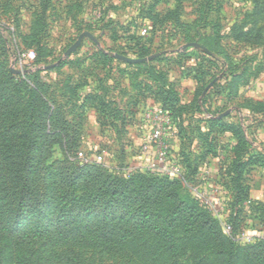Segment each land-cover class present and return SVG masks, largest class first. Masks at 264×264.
I'll return each instance as SVG.
<instances>
[{
  "label": "rangeland",
  "instance_id": "obj_1",
  "mask_svg": "<svg viewBox=\"0 0 264 264\" xmlns=\"http://www.w3.org/2000/svg\"><path fill=\"white\" fill-rule=\"evenodd\" d=\"M83 33L90 37L64 57ZM30 51L39 62L29 70L43 72L29 83L44 86L70 159L101 157L98 164L117 178L148 173L141 150L147 114L162 109L172 122L169 163L178 174H160L176 181L178 202H195L216 222L227 245L219 253L208 243L200 253L210 264H228L229 253L243 262L247 247L264 245V165L238 180L233 133L213 126L207 134V120L239 125L245 151L264 157V0H0V68L16 70V58ZM87 96L93 103H83ZM202 103L207 113L199 111ZM233 103L262 106L250 116L232 112ZM61 151L47 142L36 167H67ZM239 186L247 196L241 204ZM211 187L220 190L215 210L201 204L200 193ZM175 230L181 235L183 227ZM247 235L255 240L246 242ZM178 261L197 258L185 252Z\"/></svg>",
  "mask_w": 264,
  "mask_h": 264
},
{
  "label": "trees",
  "instance_id": "obj_2",
  "mask_svg": "<svg viewBox=\"0 0 264 264\" xmlns=\"http://www.w3.org/2000/svg\"><path fill=\"white\" fill-rule=\"evenodd\" d=\"M38 62L35 53L32 66ZM41 72L16 75L0 68V264H184L178 258L185 252L197 258L195 264H210L200 253L208 243L222 253L227 245L216 222L197 211L195 202H178L173 179L154 171L112 177L98 163L69 158L62 144L68 137L55 127L62 122L44 97V86L29 83ZM26 89L16 100L13 94ZM94 100L87 96L83 103ZM202 106L199 111L207 113L208 106ZM261 106L243 108L251 116ZM207 121L212 122L208 136L213 126L233 133L238 180L244 171L264 165L262 154L245 151L239 125ZM47 142L59 144L67 167H36V155ZM238 188L241 204L247 196L244 187ZM177 227H183L181 235ZM241 254L243 262L238 253H229L228 264H259L264 245H251Z\"/></svg>",
  "mask_w": 264,
  "mask_h": 264
},
{
  "label": "built area",
  "instance_id": "obj_3",
  "mask_svg": "<svg viewBox=\"0 0 264 264\" xmlns=\"http://www.w3.org/2000/svg\"><path fill=\"white\" fill-rule=\"evenodd\" d=\"M146 33V30H143ZM35 60V53L30 51L20 54L14 63L16 70L26 71L32 68ZM147 120L150 126V132L142 144L141 150L145 160L147 171H155L165 175L175 176L177 169L169 163L170 146L167 141L166 129L171 126V119L162 109H156L147 114ZM78 159L82 164L91 162L83 154H78ZM101 157H97L93 162L100 163ZM201 203L209 209L215 210L221 205L220 190L217 187H211L210 190L203 189L200 193ZM246 242H253L255 237L247 235L243 237Z\"/></svg>",
  "mask_w": 264,
  "mask_h": 264
},
{
  "label": "water",
  "instance_id": "obj_4",
  "mask_svg": "<svg viewBox=\"0 0 264 264\" xmlns=\"http://www.w3.org/2000/svg\"><path fill=\"white\" fill-rule=\"evenodd\" d=\"M84 37H90L89 34L87 33H83L81 34L77 41L65 52L64 54V57H68L70 56L74 51H76V49L79 47L81 41L83 40ZM117 59L119 60H122V61H125V62H128V63H133L134 61H130L128 59H125L123 57H119V56H116ZM56 65V64H55ZM55 65H52V66H49V67H44V69H47V68H51V67H54ZM10 71L13 73V74H16V75H24L26 71H19V70H15L13 67L10 69Z\"/></svg>",
  "mask_w": 264,
  "mask_h": 264
},
{
  "label": "crops",
  "instance_id": "obj_5",
  "mask_svg": "<svg viewBox=\"0 0 264 264\" xmlns=\"http://www.w3.org/2000/svg\"><path fill=\"white\" fill-rule=\"evenodd\" d=\"M236 105V106H235ZM251 104H247V103H233V105H232V112L234 111L235 112V108H236V110H237V112L238 113H242V111H243V113H247L245 110H244V106H246V107H249ZM244 107V108H243ZM243 108V109H242ZM227 116L229 115V113L227 112V114H226ZM226 116V117H227ZM239 119L242 121V122H244V119H242L241 117H239ZM250 125H252V122H251V124Z\"/></svg>",
  "mask_w": 264,
  "mask_h": 264
}]
</instances>
